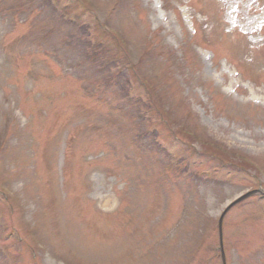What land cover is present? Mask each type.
<instances>
[{"label":"rangeland","instance_id":"374dc122","mask_svg":"<svg viewBox=\"0 0 264 264\" xmlns=\"http://www.w3.org/2000/svg\"><path fill=\"white\" fill-rule=\"evenodd\" d=\"M263 13L0 0V264H264Z\"/></svg>","mask_w":264,"mask_h":264},{"label":"water","instance_id":"95a60500","mask_svg":"<svg viewBox=\"0 0 264 264\" xmlns=\"http://www.w3.org/2000/svg\"><path fill=\"white\" fill-rule=\"evenodd\" d=\"M260 193H261L260 191H249V193H245V194L239 196V198L230 202V204H228L227 207L220 214V218L218 219L217 226H218V236H219V247H220V252H221L222 258H224L223 246H222V237H223L222 236V229H223L222 223H223V219H224L225 215L230 211V209H232L233 207L240 204V202L250 198L253 195H259Z\"/></svg>","mask_w":264,"mask_h":264},{"label":"bare ground","instance_id":"6f19581e","mask_svg":"<svg viewBox=\"0 0 264 264\" xmlns=\"http://www.w3.org/2000/svg\"><path fill=\"white\" fill-rule=\"evenodd\" d=\"M263 21H264V13L261 15V17H255V18L251 17L250 19H248V18L242 19L243 25L249 29L264 26Z\"/></svg>","mask_w":264,"mask_h":264}]
</instances>
